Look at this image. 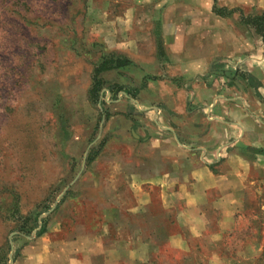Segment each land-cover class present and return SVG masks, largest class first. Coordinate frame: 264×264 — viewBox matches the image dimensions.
<instances>
[{
    "label": "rangeland",
    "instance_id": "rangeland-1",
    "mask_svg": "<svg viewBox=\"0 0 264 264\" xmlns=\"http://www.w3.org/2000/svg\"><path fill=\"white\" fill-rule=\"evenodd\" d=\"M151 1L0 0V264H39L38 256L46 264L48 251L60 255L68 243L74 251L106 245L107 261L94 259L93 264H264V194L252 187L243 195L245 208L234 225L223 229L198 227V212L185 211V204L177 205L180 218L173 226L161 220L159 228L145 218L133 219L132 212L131 226L110 227L105 219L110 213L114 218L112 212L88 211L102 197L90 186L94 174L88 165L82 172L86 175L72 186L74 193L60 204L82 170L91 139L101 132L102 140L124 138L135 124L143 136L161 138L156 109L161 111L162 81L175 74L192 79L203 69L185 65L200 60L205 38L186 41L183 28L205 25V0ZM239 1L238 17L228 13L235 10L230 9L237 4L234 0H213L214 11L227 9L229 21L220 26L244 33L252 43L258 36L242 14H260L264 6ZM168 6L185 10L165 23L162 9ZM103 54L126 57L133 65L104 75L108 86L124 89L115 98L104 90L111 119L99 123L89 112L92 121L84 123L81 107L89 106L84 94ZM125 91L137 92V98ZM63 125L69 133L66 139ZM73 139L80 142L75 145ZM37 216L39 228L31 235L20 233V227L31 226ZM45 219L48 233L38 238L35 233ZM81 219L87 224L78 225ZM139 229L144 234L149 230L152 237L160 229L161 242L158 235L149 245L122 242ZM65 259L60 255L50 264H67Z\"/></svg>",
    "mask_w": 264,
    "mask_h": 264
},
{
    "label": "crops",
    "instance_id": "crops-1",
    "mask_svg": "<svg viewBox=\"0 0 264 264\" xmlns=\"http://www.w3.org/2000/svg\"><path fill=\"white\" fill-rule=\"evenodd\" d=\"M254 1H258L259 8L264 6V0ZM234 2L237 4L230 9H235L233 15L238 17L242 12L240 1ZM205 4L201 10V15L206 16L205 25L194 23L183 28L186 41L198 35L205 38L201 48L204 54L197 58L200 60L184 64L203 69L192 79L175 74L162 81L161 111L156 109L161 115V138L143 136L136 124L126 130L125 139L102 140V132L98 137L96 134L86 144L80 174L67 188L74 193L72 186L86 175L82 172L88 165L90 174H94L90 186L102 196L88 211L112 212L114 218L110 213L105 219L110 227L131 226L128 216L132 212H137L130 215L133 219L145 218V222H154L159 228L161 220L163 225L173 226L179 217L177 205L185 204V211L193 208L198 212L194 217L198 227L230 228L245 208V192L252 187L264 194V42L252 27L259 40L251 43L244 33L220 26L229 19L216 15L213 0H205ZM162 10L166 23L172 14L176 18L185 8L168 6ZM88 91L84 97L89 106L81 107L84 123L92 121L86 113H95L94 121L103 113L90 103ZM106 113L110 117L104 116L99 123L111 119L107 109ZM92 150L98 155L88 163ZM86 224L83 219L78 221L80 226ZM137 231L122 242L130 245L138 240L149 245L157 235L161 242L160 229L155 237L149 235V230L145 234ZM47 233L48 229L44 235ZM71 247V243L65 244L67 250L60 254L67 264H93L94 259L107 261L109 257L110 250L103 243L95 250L86 246L74 251ZM128 250L133 252L134 248ZM60 255L57 250L48 251L46 264ZM38 259L39 264L44 263L42 256Z\"/></svg>",
    "mask_w": 264,
    "mask_h": 264
},
{
    "label": "trees",
    "instance_id": "trees-1",
    "mask_svg": "<svg viewBox=\"0 0 264 264\" xmlns=\"http://www.w3.org/2000/svg\"><path fill=\"white\" fill-rule=\"evenodd\" d=\"M235 11L236 10H232L228 12L227 9H220V10H217V13L216 12L215 13L216 15L225 17L227 15L226 12L234 13ZM242 21L246 23L247 25H249L250 27H252L253 29H255L256 33L260 37H262L263 42H264V13L250 15L247 18L243 17ZM132 65L133 64L131 60L123 56H118L117 54H103L100 57L97 64L95 65L93 75H92L91 86L88 91V99L93 106L98 107V108L100 107L102 109L103 113H101V118H99V121H102V118L104 116H106L107 119L110 117L109 114L106 113V101L103 98L105 95L104 90L107 88L108 92L113 96V98L116 97L117 93L122 92L124 90L123 88L118 87V86H108L107 81L104 78V75L112 71L124 70ZM125 93L131 96L132 98H135V99L137 98L136 92L130 93L128 91H125ZM62 130H63V137L64 139H66V136L69 133L67 132L65 125L62 126ZM97 155H98V151L92 150L87 159L88 163H91L92 161H94ZM211 167L213 169V166ZM71 194H72L71 191H67L65 196L62 198L60 204L64 203L66 199H68L71 196ZM38 217L39 216L36 217V219L33 221L31 226H28L29 223L25 224L24 226H21L19 229L20 233H22L23 235L25 234L31 235L34 230L38 229L39 228ZM48 220L49 219L41 220L43 225H41L40 230L35 233L38 238L42 237L47 232Z\"/></svg>",
    "mask_w": 264,
    "mask_h": 264
},
{
    "label": "water",
    "instance_id": "water-1",
    "mask_svg": "<svg viewBox=\"0 0 264 264\" xmlns=\"http://www.w3.org/2000/svg\"><path fill=\"white\" fill-rule=\"evenodd\" d=\"M52 210H53V209H52ZM52 210H51V211H52Z\"/></svg>",
    "mask_w": 264,
    "mask_h": 264
}]
</instances>
